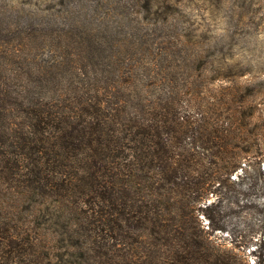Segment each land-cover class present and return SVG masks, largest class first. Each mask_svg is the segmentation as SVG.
<instances>
[{"label":"trees","instance_id":"trees-1","mask_svg":"<svg viewBox=\"0 0 264 264\" xmlns=\"http://www.w3.org/2000/svg\"><path fill=\"white\" fill-rule=\"evenodd\" d=\"M19 38L21 51L0 37V175L44 206L46 229L78 264H249L235 250L249 245L252 264H264V179L242 137L252 113L194 109L158 81V64L125 62L119 46L104 56L89 33ZM51 43L44 61L32 51ZM233 207L258 218L248 239L231 231L227 248L209 237L229 232Z\"/></svg>","mask_w":264,"mask_h":264},{"label":"rangeland","instance_id":"rangeland-1","mask_svg":"<svg viewBox=\"0 0 264 264\" xmlns=\"http://www.w3.org/2000/svg\"><path fill=\"white\" fill-rule=\"evenodd\" d=\"M28 29L89 33L104 56L119 46L125 62L140 68L158 64V81L165 78L172 94L186 91L194 109L252 113L242 136L250 143L245 157L252 175L264 179V0H0V37L21 51L19 35ZM33 47L43 61L56 48L53 43L44 51ZM161 91L154 88L153 97ZM17 190L0 175V264H78L76 249H67L66 240L46 229L44 206ZM213 198L210 194L203 202ZM248 209L233 207L226 217L229 232L214 231L209 238L227 248L231 231L238 240L248 239L258 218L254 208ZM198 217L207 229V219ZM7 229L16 233L15 244L3 233ZM253 248L235 250L252 264Z\"/></svg>","mask_w":264,"mask_h":264}]
</instances>
